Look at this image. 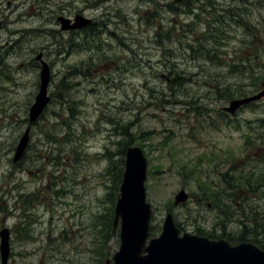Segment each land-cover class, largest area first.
Masks as SVG:
<instances>
[{
	"label": "rangeland",
	"instance_id": "1",
	"mask_svg": "<svg viewBox=\"0 0 264 264\" xmlns=\"http://www.w3.org/2000/svg\"><path fill=\"white\" fill-rule=\"evenodd\" d=\"M77 14L93 29L62 31L59 16ZM0 20V231L11 232L9 264H112L118 175L125 149L141 142L150 172L161 168L147 182L154 235L167 213L184 231L215 238L237 234L246 214L264 219V195L244 212L240 203L227 214L202 205L196 181L169 155L174 147L194 161L219 157L201 161L209 182L233 165L264 171V99L222 112L262 90L264 0H0ZM40 54L52 100L14 163L40 90ZM181 189L190 198L176 206Z\"/></svg>",
	"mask_w": 264,
	"mask_h": 264
},
{
	"label": "water",
	"instance_id": "2",
	"mask_svg": "<svg viewBox=\"0 0 264 264\" xmlns=\"http://www.w3.org/2000/svg\"><path fill=\"white\" fill-rule=\"evenodd\" d=\"M60 21L63 30L78 29L91 23L82 16H77L72 25L70 19L60 18ZM37 59L43 65L42 83L30 111L31 124L39 119L51 100L48 97L50 66L42 60V55ZM263 98L264 89L254 96L231 101L224 110L235 114L243 106ZM29 140L30 128L20 140L15 162L23 158ZM147 169L148 162L143 150L139 147L128 148L114 220V231L120 224L121 246L113 256V264H264V251L254 244L243 243L233 247L227 240L212 241L189 233L181 236L171 213L164 221L161 235L148 242L153 210L147 201ZM188 198V194L182 190L176 197V205L186 202ZM0 236L2 264H8L11 253L10 231L4 229Z\"/></svg>",
	"mask_w": 264,
	"mask_h": 264
},
{
	"label": "trees",
	"instance_id": "3",
	"mask_svg": "<svg viewBox=\"0 0 264 264\" xmlns=\"http://www.w3.org/2000/svg\"><path fill=\"white\" fill-rule=\"evenodd\" d=\"M188 3V2H186ZM173 12H178V9L172 10ZM245 97V95H242ZM227 98H230V95H227ZM190 103V110H194V116L197 120L203 115L201 112L202 109L196 108V103L193 101ZM189 110V111H190ZM188 111V112H189ZM142 149L146 146L143 143H137ZM168 144H166L167 146ZM172 151L174 147H171ZM145 150V149H144ZM170 152L169 155L175 162H177L178 166H180L182 173L185 178L188 180H195L198 186V192L200 198H202V205L212 204L214 207L223 208L224 214L229 213V209L236 207L238 203L241 204V212H244L247 207V202L251 200L261 199V195H264V171L258 169H237L235 165H233L226 173L221 175V179L219 182H209V179L203 176L202 171L198 172L201 167V161L207 158L206 154L203 155L199 159V161H194L192 159H186L183 156H179L177 152ZM125 153V151H124ZM214 155V154H213ZM219 157L214 158L212 156L208 157L207 160L214 162ZM214 159V160H213ZM161 168L152 167V171L149 173L150 176L154 173L155 176H159L161 173ZM123 170H120V174L118 178L122 181ZM153 178V177H152ZM227 192L233 193L234 197L229 198L226 194ZM242 192H245L244 195H241ZM228 198L229 206H227L223 198ZM243 202V203H241ZM245 221L240 222V231L234 236H228L231 241H252L258 244L260 247L264 249V219L258 216H250L246 214ZM215 233V232H214ZM225 235V234H223ZM251 238V239H250Z\"/></svg>",
	"mask_w": 264,
	"mask_h": 264
}]
</instances>
